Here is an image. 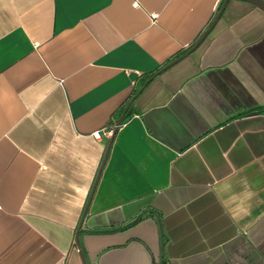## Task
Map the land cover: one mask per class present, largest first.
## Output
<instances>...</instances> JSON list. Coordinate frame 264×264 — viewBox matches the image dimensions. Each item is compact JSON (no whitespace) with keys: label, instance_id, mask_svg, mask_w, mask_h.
Listing matches in <instances>:
<instances>
[{"label":"crops","instance_id":"1","mask_svg":"<svg viewBox=\"0 0 264 264\" xmlns=\"http://www.w3.org/2000/svg\"><path fill=\"white\" fill-rule=\"evenodd\" d=\"M223 2L0 0V264H264V10L137 94Z\"/></svg>","mask_w":264,"mask_h":264},{"label":"water","instance_id":"2","mask_svg":"<svg viewBox=\"0 0 264 264\" xmlns=\"http://www.w3.org/2000/svg\"><path fill=\"white\" fill-rule=\"evenodd\" d=\"M245 1H249L254 3L255 5L259 6L260 8H262L264 10V0H245ZM229 0H224L221 8L219 9V11L217 12V14L215 15L214 19L211 21V23L209 24V26L203 31L202 35L198 38V40L194 43V45H192L185 53L179 55L178 57L174 58L173 60H171L170 62H168L167 64H165L164 66H162L156 73H154L147 81L146 83L139 89L138 93L139 94L145 87V85L151 80L153 79L155 76H157L159 73L163 72L164 70H166L167 68H169L170 66L174 65L176 62H178L179 60L183 59L184 57H186L188 54H190L193 50H195L201 43L202 41L206 38V36L209 34V32L212 30V28L214 27V25L216 24V22L218 21V19L221 17L224 9L226 8L227 4H228ZM135 99V96L129 101V103L126 105V107L123 110V113L121 114V116L117 119V126H119L123 119L126 116V113L128 111V109L130 108V106L132 105L133 101ZM104 163V162H103Z\"/></svg>","mask_w":264,"mask_h":264},{"label":"built area","instance_id":"3","mask_svg":"<svg viewBox=\"0 0 264 264\" xmlns=\"http://www.w3.org/2000/svg\"><path fill=\"white\" fill-rule=\"evenodd\" d=\"M137 4H138V2L135 1V2H134V5H137ZM152 16H153V17H157V16H158V13L154 12V13H152ZM112 132H113V130L110 129V130L107 131V134H112ZM96 136L99 137V136H100V133H99V132H96Z\"/></svg>","mask_w":264,"mask_h":264},{"label":"trees","instance_id":"4","mask_svg":"<svg viewBox=\"0 0 264 264\" xmlns=\"http://www.w3.org/2000/svg\"><path fill=\"white\" fill-rule=\"evenodd\" d=\"M185 51V50H184ZM184 51H182V53L184 52ZM169 62V61H168ZM123 111V109L121 110V112ZM127 113H129V110L127 111ZM127 113H126V115H127ZM121 114V113H120Z\"/></svg>","mask_w":264,"mask_h":264}]
</instances>
